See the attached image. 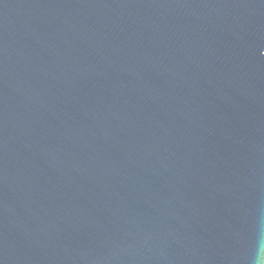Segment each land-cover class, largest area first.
Masks as SVG:
<instances>
[{
  "label": "water",
  "instance_id": "95a60500",
  "mask_svg": "<svg viewBox=\"0 0 264 264\" xmlns=\"http://www.w3.org/2000/svg\"><path fill=\"white\" fill-rule=\"evenodd\" d=\"M0 264H264V0H0Z\"/></svg>",
  "mask_w": 264,
  "mask_h": 264
}]
</instances>
